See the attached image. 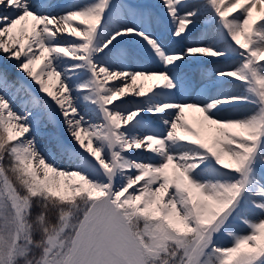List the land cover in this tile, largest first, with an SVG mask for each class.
I'll list each match as a JSON object with an SVG mask.
<instances>
[{
	"label": "snow or ice",
	"instance_id": "obj_1",
	"mask_svg": "<svg viewBox=\"0 0 264 264\" xmlns=\"http://www.w3.org/2000/svg\"><path fill=\"white\" fill-rule=\"evenodd\" d=\"M156 7L0 0V264H264V0Z\"/></svg>",
	"mask_w": 264,
	"mask_h": 264
},
{
	"label": "bare ground",
	"instance_id": "obj_2",
	"mask_svg": "<svg viewBox=\"0 0 264 264\" xmlns=\"http://www.w3.org/2000/svg\"><path fill=\"white\" fill-rule=\"evenodd\" d=\"M57 2H59V0H57ZM133 3L142 5L146 8H149L151 11H153V13L157 14V15H162V13L160 12V9L158 7H156V5H158L159 0H132ZM202 27V26H201ZM168 28L169 25L164 22L161 21L160 23H153L151 25V31L154 33V35L160 36L162 38H169V33H168ZM198 35V33H197ZM133 44H135V42H132ZM137 47H139L137 45ZM136 64L138 66H146L148 64V59H147V54L145 53L143 58H139L136 60ZM216 65L212 64V63H198V62H192L190 64V69H191V74H192V78L194 80V82H196L197 84H201V83H208V78L202 76V73H207L208 77H212L213 74V68H215ZM0 72L3 73H7V77L8 80L10 82H19V81H24L26 84L32 85V82L25 77V75L18 70L17 66H16V62L12 61V60H7L6 58H4L3 56H0ZM33 89H35V85H32ZM233 90H237L238 89H233ZM14 91V89H13ZM39 95V93H37ZM247 111H250V106H241L239 108H237L236 110H234V115H244ZM57 116H59V113H57ZM59 132L61 133V135L64 137V139L66 141H68L69 143H71L70 138L68 136L67 131L64 129L63 126V121H60V128H59ZM38 140H40L41 142V147L46 151L47 147H48V140L47 138H41V137H37ZM57 163H60L61 166L63 167H67V163L65 161L60 160L59 158H57Z\"/></svg>",
	"mask_w": 264,
	"mask_h": 264
}]
</instances>
